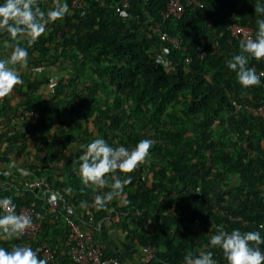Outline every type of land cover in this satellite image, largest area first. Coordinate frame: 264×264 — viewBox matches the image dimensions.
I'll list each match as a JSON object with an SVG mask.
<instances>
[{
	"label": "trees",
	"instance_id": "trees-1",
	"mask_svg": "<svg viewBox=\"0 0 264 264\" xmlns=\"http://www.w3.org/2000/svg\"><path fill=\"white\" fill-rule=\"evenodd\" d=\"M87 1L73 8L62 0L70 14L49 23L28 48V66H16L23 85L0 102V195L16 209L34 207L40 224L35 235L19 239L0 230V247L26 245L41 259L48 251L47 264H74L66 255L73 221L104 256L123 264H183L187 252L209 251L217 264H227L222 249L209 243L217 225L264 237V116L258 112L264 87L244 88L227 67L240 51L228 27L248 25L256 36L254 5L264 0H198L165 19L167 0H129L120 12L118 0ZM38 2L45 11L54 5ZM6 40L9 34L0 33L5 59ZM248 59V67L264 69V60ZM53 64L68 66L64 78L42 74ZM96 138L113 148L153 141L123 194L101 210L95 196L111 189L86 187L79 171L81 146ZM39 177L68 205L52 208L41 189L25 187ZM112 232L124 239H110Z\"/></svg>",
	"mask_w": 264,
	"mask_h": 264
},
{
	"label": "clouds",
	"instance_id": "clouds-1",
	"mask_svg": "<svg viewBox=\"0 0 264 264\" xmlns=\"http://www.w3.org/2000/svg\"><path fill=\"white\" fill-rule=\"evenodd\" d=\"M254 13L257 15L258 25L255 38L241 39L239 54L233 55L227 61V67L236 73L238 82L244 88L260 85L261 77L264 76V72L257 74L254 67H248L249 56L257 61L264 60V3L255 4ZM68 14V4L62 0H54L53 7L47 11L41 9L38 0H3V3H0V33L9 34L10 40H6L4 46L11 49L8 58H0V102L9 96L17 85H23L24 81L16 66H28V48L46 34L49 23L61 20ZM22 42H26V46H23ZM152 145V140L142 139L129 150L124 146L113 148L104 139L96 138L81 146L84 150L79 157L82 183L86 187L111 189L104 195L95 196L94 206L97 210L106 208L110 202L123 194L124 188L131 183L130 174L147 162ZM118 171L127 178L121 179L116 174ZM108 174H112L111 182L106 179ZM81 207L87 208V202L82 201ZM0 208L7 213L0 216V230L9 239H19L25 230L32 226L30 215L15 213V205L10 197L0 200ZM259 227L264 229V224ZM209 243L213 248L222 249L227 264H264V252L259 247L264 244V237L259 231L242 233L239 229H233L229 233L221 224L217 225V232L210 237ZM38 251L26 245L13 246L11 251L0 247V264H47L45 259L38 256ZM184 264L217 262L213 259L211 251L200 253L198 256L187 252Z\"/></svg>",
	"mask_w": 264,
	"mask_h": 264
},
{
	"label": "built area",
	"instance_id": "built-area-1",
	"mask_svg": "<svg viewBox=\"0 0 264 264\" xmlns=\"http://www.w3.org/2000/svg\"><path fill=\"white\" fill-rule=\"evenodd\" d=\"M99 1V0H95ZM88 4L87 0H71V6L73 8H83L86 7ZM198 0H167L166 8L162 12L163 18L168 17H180L184 5H197ZM130 2L129 0H118L115 6L116 11H124L129 8ZM228 31L230 35L236 39H246V38H255V31L252 27L248 25H243L240 23H234L228 27ZM161 39L163 41L167 40L165 34H161ZM169 40L174 43L175 45L178 44L175 38H169ZM257 74L264 72V69L257 70ZM261 84L264 87V76L261 77ZM236 108H239L238 104H235ZM264 107L258 109L259 114L263 115L262 110ZM245 145V144H244ZM129 150L133 148H128ZM22 173H26V171L21 170ZM4 175L8 174V171L3 172ZM5 183L1 182L0 187L4 186ZM24 185L27 189H34L39 188L41 191L47 194V204L50 205L52 208H58L60 204L62 206H67L68 204L59 196V194L49 188L46 180L44 177L36 178L35 180L24 182ZM7 196L0 195V200L6 198ZM46 197V196H45ZM1 212L5 215L7 214L3 208H0ZM16 214H27L31 216L33 224L31 227L27 228L24 232V236L31 237L35 235L38 231L40 226L38 221H34L33 218L36 214V210L34 207L29 206H20L17 209L15 208ZM69 233H68V241L71 243V246L66 252L67 257L73 262L74 264H123L121 263L117 257L115 256H104L101 248L99 247L98 243L94 239L93 235L89 232H85L81 229L79 223L69 221ZM264 232V229H262ZM144 253L147 256H151L153 254V248L147 246L144 249ZM51 254L48 251H45L42 255V258L46 261L50 258ZM184 264V262H183Z\"/></svg>",
	"mask_w": 264,
	"mask_h": 264
},
{
	"label": "rangeland",
	"instance_id": "rangeland-1",
	"mask_svg": "<svg viewBox=\"0 0 264 264\" xmlns=\"http://www.w3.org/2000/svg\"><path fill=\"white\" fill-rule=\"evenodd\" d=\"M61 67H62V66H59V65H57V64L47 65L46 68L43 69V73H42V74H46V75H52V74L57 75V74H58L59 77H57V78H60V77H61V78H64V75H63L62 73H63V71H65V70L68 71V66H66L65 68H61ZM67 71H65V72H67ZM65 72H64V73H65ZM62 76H63V77H62ZM55 81H56V79L53 81V83H54ZM47 88H48V90H51V92H52L51 85H48ZM49 94H51V93H49ZM44 96L46 97V96H47V93H45ZM262 113L264 114V109L262 110ZM138 250H139V252H140V249H138Z\"/></svg>",
	"mask_w": 264,
	"mask_h": 264
},
{
	"label": "crops",
	"instance_id": "crops-1",
	"mask_svg": "<svg viewBox=\"0 0 264 264\" xmlns=\"http://www.w3.org/2000/svg\"><path fill=\"white\" fill-rule=\"evenodd\" d=\"M42 196L44 195L42 194ZM111 234L112 235H109L110 239L113 238L117 243H119L120 240L124 239V236L120 235L119 233L112 232ZM3 242H5L4 234L0 236V243L2 244ZM131 252H136V255L141 256L140 252L136 249H131Z\"/></svg>",
	"mask_w": 264,
	"mask_h": 264
}]
</instances>
